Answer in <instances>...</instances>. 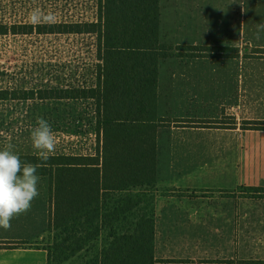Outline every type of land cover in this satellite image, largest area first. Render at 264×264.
<instances>
[{"label":"trees","instance_id":"trees-1","mask_svg":"<svg viewBox=\"0 0 264 264\" xmlns=\"http://www.w3.org/2000/svg\"><path fill=\"white\" fill-rule=\"evenodd\" d=\"M37 8L54 13L55 23L33 25L29 14ZM159 22V0H0V47L17 38L43 44L50 35L73 36L85 41L78 54L84 46L92 60L89 79L65 83H55V76L30 83L27 69L0 66V133H11L14 123L30 117L8 115L12 104L73 100L92 104L98 137L94 154L52 153L44 161L38 153L14 152L48 179L51 241L5 240L0 247L45 249L47 264L74 256L80 264H189L155 256L156 136L168 122L156 115L158 61L236 56L239 49L219 40L200 46L161 43ZM254 50L245 54L264 55V48ZM34 51L20 55L28 58ZM240 127L264 129V121H243ZM241 187L249 197L264 198L262 186Z\"/></svg>","mask_w":264,"mask_h":264},{"label":"crops","instance_id":"crops-1","mask_svg":"<svg viewBox=\"0 0 264 264\" xmlns=\"http://www.w3.org/2000/svg\"><path fill=\"white\" fill-rule=\"evenodd\" d=\"M247 2L159 0V40L173 47L212 45L223 41V31H232L241 46L246 37L251 39L250 33H264V8L250 11L252 3ZM255 44L251 46L264 48ZM157 72L156 115L168 122L158 127L156 136L155 256L159 258V251L163 258L189 264H253L239 260L237 253L235 259L224 252L215 258L196 253L202 255L207 246L221 250L226 241L230 245L236 240L237 246L239 238L264 241V198L237 191L241 186L264 187V129L240 127L243 121H264V55L168 56L159 59ZM203 120L222 124L193 123ZM171 137L181 145L191 144V151L176 157ZM203 142L216 147L208 159L198 152L208 148L212 153V146H199ZM178 160L184 162L182 181L174 173ZM37 188L30 210L14 216L9 230L0 228V241L45 240L48 179L42 177ZM161 188L167 194H158ZM202 190L214 192L204 195ZM207 208H214L210 215ZM260 246L264 249L263 243ZM176 251L184 256L171 255ZM0 264H47V250L0 247Z\"/></svg>","mask_w":264,"mask_h":264},{"label":"rangeland","instance_id":"rangeland-1","mask_svg":"<svg viewBox=\"0 0 264 264\" xmlns=\"http://www.w3.org/2000/svg\"><path fill=\"white\" fill-rule=\"evenodd\" d=\"M247 1V3H252L250 11L261 10L264 8V0ZM260 14H262V12ZM250 34L251 35H248L251 39L246 37V43H241L240 46L239 41L237 40V33L223 31L221 34L223 41L220 44H226L229 43L226 41H231V46L238 47L239 54H245L248 48L254 53L255 47L251 45L256 43V46H264V33L259 31L257 34L253 32ZM257 36H259V38H257ZM46 38L45 42H42L43 44H31V38L30 40H23L26 38L20 40L19 38V41L17 38L16 42L14 41L11 44L1 45L0 66L7 67L11 70L19 67L27 69L28 75H30L28 76V81L30 83L36 82L37 80H46L48 77L53 78V76L59 77L55 83L89 79L90 69H88V67L92 63V60L88 57L86 53L87 50L84 46L80 47L84 49V51L80 53L82 56L78 54L79 45L85 41H82L80 37L73 36L50 35ZM43 39H45V37ZM249 40H252L255 43H247ZM23 51L29 53L32 51L34 52L27 58L20 55ZM54 53H57V56H54ZM41 56L46 57L40 58ZM8 107L9 109L7 113L11 117H18L23 114H30V117L26 120L20 119L17 123H14L11 133L6 132L7 135L5 133H0V150H3L6 144L11 143L14 145L12 149L13 152L38 153V151L32 146L31 132L38 126L37 119L42 117L50 123L56 134L57 144L54 153L94 154L96 152L98 137L95 131L93 106L89 101L53 100L44 101L43 103L37 102L35 104L28 102L23 106H15L12 104ZM226 124H229V121H227ZM171 139L172 151L177 154L176 157H180L178 156L180 152L191 151V144L181 145L172 137ZM199 146H212V153L208 148H206L205 151L202 149L198 151L200 153H205V159L210 158L216 153V147L208 142H203L199 144ZM168 147H170V143H168ZM187 166L188 165H185V167ZM182 168H184V162L178 160L177 167L174 169L176 180H184L185 172L182 171ZM39 178V180H41L42 177ZM44 179L47 180L46 177H44ZM161 190L162 191L158 190L157 193L161 195L167 194V191L164 192L167 189L161 188ZM237 191L240 194H245V189L243 187H238ZM213 192L214 190H202L201 194L208 195ZM213 210L214 208H207L206 212L210 215ZM254 225L257 226L256 224ZM50 241L49 232L47 231L44 243L42 244L48 245ZM235 242L236 240L228 245L226 241V246L221 245V250L217 247L207 246L202 255L196 253V256L215 258L216 254L219 255L224 252L225 254H231L232 259H235V253H237L236 255L239 260H253L251 261L253 264H264V249L260 246L261 243L264 244V241L239 238L237 246ZM249 245L252 247L247 249ZM173 254L181 257L184 256L179 255L177 251L173 252L171 255ZM157 256L163 258L159 251L157 252ZM80 262L81 259L78 256H74L61 264H80ZM238 262L242 263V261Z\"/></svg>","mask_w":264,"mask_h":264},{"label":"clouds","instance_id":"clouds-1","mask_svg":"<svg viewBox=\"0 0 264 264\" xmlns=\"http://www.w3.org/2000/svg\"><path fill=\"white\" fill-rule=\"evenodd\" d=\"M29 20L33 25L51 24L55 23L56 17L52 12L45 14L37 8L29 14ZM37 125L31 132L32 146L38 151L39 158L47 161L56 150V134L42 117L37 119ZM13 147L8 143L0 150V228L5 230L11 228L14 216L30 210L31 202L39 195L38 166L22 162L19 155L13 152Z\"/></svg>","mask_w":264,"mask_h":264}]
</instances>
